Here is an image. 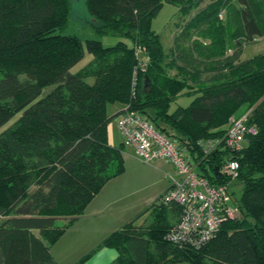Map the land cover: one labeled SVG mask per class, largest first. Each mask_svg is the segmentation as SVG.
I'll use <instances>...</instances> for the list:
<instances>
[{
    "label": "trees",
    "instance_id": "1",
    "mask_svg": "<svg viewBox=\"0 0 264 264\" xmlns=\"http://www.w3.org/2000/svg\"><path fill=\"white\" fill-rule=\"evenodd\" d=\"M163 5L178 17L167 53L152 29ZM85 7L94 35L115 43L67 34L70 0H0V264H55L50 248L123 173L108 128L131 112L175 141L211 185H227L238 215L199 246L174 243L167 235L182 208L159 197L148 225L130 222L103 241L117 253L111 264H264V53L241 59L264 38V0ZM178 97L190 102L177 105ZM112 105L124 108L110 115ZM242 110L253 133L231 151L223 138ZM232 160L233 181L220 174Z\"/></svg>",
    "mask_w": 264,
    "mask_h": 264
},
{
    "label": "crops",
    "instance_id": "2",
    "mask_svg": "<svg viewBox=\"0 0 264 264\" xmlns=\"http://www.w3.org/2000/svg\"><path fill=\"white\" fill-rule=\"evenodd\" d=\"M177 21L175 8L170 23L164 28L167 49L164 48L163 37L153 29L160 36L165 53L172 46ZM110 107L111 115L124 108L122 105ZM108 142L112 147H122L124 171L102 187L84 213L50 248L55 264H78L88 256L90 257L82 264H111L117 253L113 249L102 247L103 241L130 222H134L136 226L148 225L152 220L151 207L159 202L158 198L168 186V176L174 171L171 165L164 161L143 164L132 147L123 145L118 130L108 128ZM175 222V218L170 219L173 225Z\"/></svg>",
    "mask_w": 264,
    "mask_h": 264
},
{
    "label": "built area",
    "instance_id": "3",
    "mask_svg": "<svg viewBox=\"0 0 264 264\" xmlns=\"http://www.w3.org/2000/svg\"><path fill=\"white\" fill-rule=\"evenodd\" d=\"M141 69L144 70L143 65ZM246 116L230 120L223 138L227 149H242L246 134L253 133L246 126ZM117 128L123 145L132 147L140 162L164 161L173 167L168 186L160 195L163 204H177L182 208L178 225L167 235L170 241L199 246L210 240L224 222L238 215L231 205L227 185H211L198 175L189 158L178 151L175 141L158 132L144 116L125 113L119 117ZM205 147L211 149L214 144L208 143ZM237 170L238 163L232 160L222 165L220 174L233 181Z\"/></svg>",
    "mask_w": 264,
    "mask_h": 264
},
{
    "label": "rangeland",
    "instance_id": "4",
    "mask_svg": "<svg viewBox=\"0 0 264 264\" xmlns=\"http://www.w3.org/2000/svg\"><path fill=\"white\" fill-rule=\"evenodd\" d=\"M174 10H175V7L173 6L163 5L158 15L152 21V29H154L157 33H159L163 37L164 39L163 43H164L165 49H167V43L165 40L164 28L167 25V23H170L169 20L172 18ZM225 15H226V12L224 11L223 16ZM89 22H91V16L86 10L85 0H70L69 23H68V28L66 29L67 34H74V35L81 37L82 39H84V37L99 39L103 43L104 46L112 45L113 43L117 41V39L113 37H101V38L96 37L90 28ZM262 53H264V38L258 39L254 43V45H251L250 47L249 46L245 47L244 53L241 59L242 60L251 59L252 57L262 54ZM88 57L90 56L86 54L84 59L76 67H74L71 71L76 72L78 69L82 68L87 63ZM172 71H173L172 72L173 74H176V69ZM46 92L47 90L44 91V94ZM188 102H189V99L183 97V98H178L175 104L186 105V103ZM174 107H176V105L172 106V109ZM108 108H109L108 114L111 115L112 107L109 106ZM247 113L246 111L242 110L241 113L237 115L241 116L242 114V116H244V115H247ZM237 115L231 117L230 120L232 118H237ZM246 119H247V116H246ZM230 120H229V123H230ZM109 128H111V130H116V131L118 130L117 122L115 119L110 123ZM231 201H233L232 197H231Z\"/></svg>",
    "mask_w": 264,
    "mask_h": 264
},
{
    "label": "water",
    "instance_id": "5",
    "mask_svg": "<svg viewBox=\"0 0 264 264\" xmlns=\"http://www.w3.org/2000/svg\"><path fill=\"white\" fill-rule=\"evenodd\" d=\"M217 171V170H216ZM216 174V173H215Z\"/></svg>",
    "mask_w": 264,
    "mask_h": 264
}]
</instances>
